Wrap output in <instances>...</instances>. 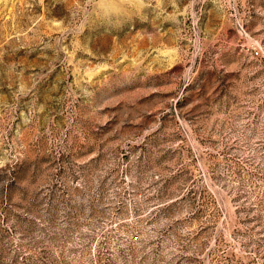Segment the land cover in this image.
<instances>
[{"label": "rangeland", "instance_id": "374dc122", "mask_svg": "<svg viewBox=\"0 0 264 264\" xmlns=\"http://www.w3.org/2000/svg\"><path fill=\"white\" fill-rule=\"evenodd\" d=\"M0 264H264V0H0Z\"/></svg>", "mask_w": 264, "mask_h": 264}]
</instances>
